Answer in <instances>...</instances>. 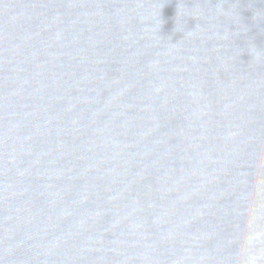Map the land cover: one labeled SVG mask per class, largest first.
Returning a JSON list of instances; mask_svg holds the SVG:
<instances>
[{"label": "water", "instance_id": "1", "mask_svg": "<svg viewBox=\"0 0 264 264\" xmlns=\"http://www.w3.org/2000/svg\"><path fill=\"white\" fill-rule=\"evenodd\" d=\"M0 264H264V0H0Z\"/></svg>", "mask_w": 264, "mask_h": 264}]
</instances>
